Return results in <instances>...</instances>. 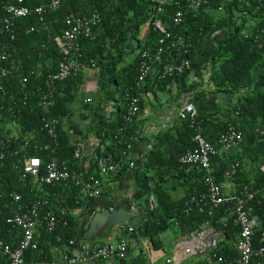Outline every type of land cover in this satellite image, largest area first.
Here are the masks:
<instances>
[{
	"label": "trees",
	"instance_id": "trees-1",
	"mask_svg": "<svg viewBox=\"0 0 264 264\" xmlns=\"http://www.w3.org/2000/svg\"><path fill=\"white\" fill-rule=\"evenodd\" d=\"M10 1L12 0H0V15L3 13L2 6ZM44 1L47 0H23V4L33 6ZM92 9L99 12L101 20L93 29L94 39H79L80 60L83 63H87L88 59L95 61L100 101L115 100V96H118L120 102V105L114 106L111 118H106L100 107H96L92 114L88 133L101 143H106L105 149L95 146L92 154L111 152L117 155L127 142L132 143L134 139L143 140L133 128L134 120L126 125L122 132H117V127L122 123L124 106L121 104L124 105L126 92L139 96L141 109L140 93L146 90L148 82L162 90L173 81L185 85L184 80L189 77L201 78L202 72L207 70L211 89L193 93V97L189 99L195 108V122L201 134L206 140L214 143L228 122L241 132V141L237 148L211 156V173L216 181L220 182L221 173L227 163L231 160L238 161L232 185L237 190L243 184H250L257 190L250 202L251 217L256 223L252 230V246L257 247L263 243L264 172L259 166L264 161V136H260L258 131L264 129V44L258 47L253 36L264 27V0H206V3L196 9L186 7L183 0L162 2L160 10L153 18H157L166 30L189 37L192 44L189 50L191 65L178 76L157 79L156 67L159 61L167 58L166 51H163L158 58L160 60H155L151 74L145 78L140 89L135 86L138 53L145 49L152 54L161 35L159 31L149 28L142 41L137 38L139 26L146 19H153V10L147 0H61L58 8L43 14L42 21H39L35 14L17 18L14 21L15 39L12 42L11 55L21 60L26 81L21 83L18 79L8 78L5 91L27 93L25 105L20 106V103H17L20 107L18 119L22 129L39 133L38 125L43 112L36 103V93L43 87L46 73L55 69L59 58L52 37L64 28L63 17L69 13L86 15ZM177 9L183 11V16L178 25H173L171 16ZM30 27L31 31L28 30ZM124 54H133L127 63L124 62ZM119 62L124 64L118 66ZM34 68L40 72L38 75L31 72ZM81 80V71H78L75 76L56 83L54 106L48 111V115L66 121L70 112L68 104L73 101L74 92ZM198 85V81L192 80L188 89L192 90ZM209 96H220L221 102L230 99V103L227 107L219 108L217 103L211 100L210 109L202 105L197 106L196 102L202 103L205 97ZM42 135L40 134L45 140ZM191 135L192 127L189 122L186 119H178L174 127L155 135L154 142L146 150L144 158L136 161L133 169L124 170L128 176H132V201L141 200L137 204L139 214L134 217L128 236L135 241L140 237H147L156 247L158 242L155 237L173 225L183 234L194 233L201 229L202 225H213L221 231L216 252L232 257V247L239 234V228L232 225L228 213L225 212L228 204L224 203L215 208L212 215L195 210L188 214L183 212V201L204 189V172L197 168L186 172L177 162L182 152L193 147ZM57 142L55 154L57 157L66 158L70 168H73L74 163L70 157L72 147L60 124ZM232 151L236 152L231 158H225ZM40 154H43L42 158L45 159V153ZM244 160L249 162L252 170L249 176L240 172ZM85 169L86 172H91L92 165ZM147 171L150 175L146 174ZM1 183V187L6 190L16 189L24 197L26 194L28 198L34 197L32 193H27V188L14 183L10 176ZM177 186H184V195L179 199H172L169 193ZM43 187L61 193L62 205L66 207L82 205V201L77 205L72 202L71 196L75 189H65L61 184H44ZM149 195L154 198L151 207L148 204ZM216 221L224 222L225 225L218 224L220 222L215 224ZM78 222L79 217L71 215L68 216L67 225L58 226L51 233L40 230L36 239L37 249L25 252L24 264L50 263L54 259L52 253H55L56 248L59 252L68 239L82 235ZM7 234L8 226L0 215V237L5 239ZM56 236L59 241H56ZM256 261H263L264 264V255Z\"/></svg>",
	"mask_w": 264,
	"mask_h": 264
},
{
	"label": "built area",
	"instance_id": "built-area-1",
	"mask_svg": "<svg viewBox=\"0 0 264 264\" xmlns=\"http://www.w3.org/2000/svg\"><path fill=\"white\" fill-rule=\"evenodd\" d=\"M152 7V18L160 10V5L165 0H147ZM185 6L196 9L206 0H183ZM61 4V0H47L42 3L27 6L23 0H12L2 6L0 15V215L8 226L6 238L0 237V264H24L25 252L37 249V236L40 230L51 233L58 226L68 223V216H78L79 226L87 223L93 213L102 209L92 205V201L103 192V184L107 176L114 175L127 169H133L136 161L144 158V153L132 154V145L127 142L116 155L111 152L93 155L88 149L83 136L73 138V131L66 126L65 121L48 115L54 106V91L57 82L75 76L78 71L86 74L91 80L85 85L87 90L95 86L97 67L93 59L87 63L80 60V38L94 39L93 29L100 22L99 12L90 10L86 15L69 13L62 19L64 28L59 34L52 37V41L59 52L55 69L48 72L44 78V85L36 93V103L42 113L38 130H25L21 128L18 114L20 107L17 103L25 105L27 93H6V80L18 79L21 83L26 81L23 75V65L20 59L11 55L12 42L14 41V21L17 18L35 14L39 21L43 14L54 11ZM216 13V12H214ZM183 16V11L175 10L171 16V23L178 25ZM152 28L161 33L157 39L158 46L152 54L147 50H140L136 61L135 86L140 89L145 78L151 74L155 60L166 51L167 58L159 61L156 67L157 79L178 76L187 71L191 65L189 37L172 33L157 19H146L138 28L137 38L143 40L147 30ZM28 30H32L30 27ZM258 47L264 44V27L260 28L253 36ZM32 73H40L37 68ZM88 78V79H89ZM93 79V80H92ZM84 102H91L88 96ZM122 123L117 127V132H122L125 126L131 123L138 115L139 96L126 92L123 101ZM177 118L186 119L192 127L191 141L193 147L182 152L177 162L187 172L190 169H200L204 172V189L183 201V212L188 214L195 210L198 213L212 215L215 208L221 204H228L226 209L232 225L239 228V234L233 243L234 255L222 256L216 252L220 229L210 225L177 241L176 247L163 264H183L186 259L200 257L203 262L197 264H256V260L264 255V242L257 247L252 246V230L255 226L251 217V200L256 189L250 184H243L237 190L232 187V181L237 171L238 161L231 160L221 173V181L217 182L210 169V158L214 154L226 153L237 148L241 141V132L232 123L228 122L214 143L206 140L195 122V108L190 101H186L177 111ZM69 138L72 147L70 157L74 167L70 168L66 158L57 157L58 126ZM196 124V125H195ZM43 134V140L40 136ZM258 134L264 136V129ZM40 136V138L38 137ZM44 152L45 159L42 158ZM39 153V154H37ZM92 165V171L86 172V167ZM259 169L264 172V161ZM7 176L30 192L34 197H24L16 189L6 190L1 187ZM228 183L226 186L222 183ZM55 186L61 184L65 189H75L71 196L72 202L77 207L62 205L61 193L44 189L43 185ZM225 187L228 192H223ZM127 212L133 217L138 213L136 204L132 202V193L129 195ZM154 198L148 196V204L153 205ZM134 207L136 209H134ZM104 208V207H103ZM108 208L114 210L112 206ZM223 221V220H221ZM217 221L222 226L224 222ZM110 239L105 242L90 241L77 246L75 250H60L49 264H112L113 261L125 259L129 232L132 227L125 224H116L108 229ZM115 233V234H114ZM107 235V233H106ZM118 235V236H117ZM56 241L59 237L56 236ZM138 242L145 245L141 238ZM144 242V243H143ZM74 239L66 241L64 247H74ZM154 263V258H150ZM195 264V263H194Z\"/></svg>",
	"mask_w": 264,
	"mask_h": 264
},
{
	"label": "crops",
	"instance_id": "crops-1",
	"mask_svg": "<svg viewBox=\"0 0 264 264\" xmlns=\"http://www.w3.org/2000/svg\"><path fill=\"white\" fill-rule=\"evenodd\" d=\"M126 55L128 57L129 54ZM126 55L123 58L125 63L130 61V59L127 58ZM124 62H119L118 66H122ZM81 75L82 80L79 86L76 88V91L74 92L75 97L73 101L69 102L68 104L70 112L65 121L66 126L71 128V130L73 131V138H78L80 134L81 136H85V141L90 151H92L95 146H98L100 149H105V142L101 143L97 138H95V136L88 133V128L91 125L90 121H92L91 116L96 111V107H100L104 116L106 118H111L112 113L115 110L114 106L120 105V102L118 101V96H115V100L108 99L105 102L102 100L100 101L97 78H95L94 76L95 86L92 89L87 90L85 89V83L91 79L84 73H81ZM192 80L193 82L198 81L199 85L190 90L188 89V84L191 83ZM184 83L185 85L181 83L177 84L173 81L165 85L162 90H158L155 84L148 82V87L146 88V90L140 93L142 105L138 115L134 119L133 124V128L136 132H138V136L143 138V140H133V142L131 143L132 154L142 153V151L146 149V145H151L154 142V137L156 134H158V132L174 127L178 123V109L183 105L184 102L187 101V99L189 101V99L193 97V93H197L199 91H208L209 89H211L210 82L209 80H207V70L202 72L201 78L199 77L197 79H192V77H189L188 79L184 80ZM88 96L91 98V102H84V99ZM234 97L236 98L237 95H235ZM234 97L231 98V102ZM205 98L206 99H204L202 103L196 102V104L198 103L197 106L202 105L203 107L210 109L212 105L211 100H213V102H216L219 108L227 107V105L230 103V99L221 102L220 96H209ZM121 106L123 105L121 104ZM78 120H80V123H78ZM235 152L236 151L229 152L225 156V158H231V155H233ZM244 161L241 163L240 172L242 173V175L245 174L246 176H249L252 170L250 168L249 162L247 160ZM127 170L128 169L126 168L125 171ZM125 171L119 173L113 179H111V176H107L105 178V184H103V192L92 201V205H97L102 208L112 206L114 209L128 206L129 195H131V193L133 192L134 185L132 176H128ZM146 174L150 175L148 171L146 172ZM222 184L226 186L228 183L223 182ZM231 188H233V185ZM183 190L184 186H177L169 194L172 199H179L184 195ZM223 192L227 193L228 190L223 187ZM133 203H136L135 206L138 208L137 204L139 202L134 201ZM138 214L139 212H136V215ZM209 227L211 226L209 225ZM168 229L172 231V234H167L164 236V238L160 237L161 234H164L163 231L155 237L158 242V245L156 247L152 245L150 239L147 237H140L144 242H146L145 245L129 238L125 259L120 261H113L112 264H163L164 259L169 257L172 250H174V248L176 247L177 241L184 236L190 235L189 233H180L176 225H173ZM107 240L108 239H95L92 241L103 242ZM74 242V247H63L62 250H75L77 249V246L86 242H90V240L88 241L81 236H78L74 239ZM54 252L55 253H52V258H55V256L58 254V248H56ZM150 258H154V263L150 262ZM201 262H203V260L200 257H191L189 259H186L183 264H197ZM39 264L47 263L40 262ZM256 264H263V261H256Z\"/></svg>",
	"mask_w": 264,
	"mask_h": 264
},
{
	"label": "water",
	"instance_id": "water-1",
	"mask_svg": "<svg viewBox=\"0 0 264 264\" xmlns=\"http://www.w3.org/2000/svg\"><path fill=\"white\" fill-rule=\"evenodd\" d=\"M133 220L134 217L127 212L125 207L114 210L104 207L95 211L87 223H81L79 229L82 231V238L88 241L100 240L105 237L106 230L111 226L125 224L132 227Z\"/></svg>",
	"mask_w": 264,
	"mask_h": 264
},
{
	"label": "rangeland",
	"instance_id": "rangeland-1",
	"mask_svg": "<svg viewBox=\"0 0 264 264\" xmlns=\"http://www.w3.org/2000/svg\"><path fill=\"white\" fill-rule=\"evenodd\" d=\"M135 52H136V50L134 51V53H135ZM125 55H126V54L123 55V58L125 57ZM132 55H133V54L128 55V57H127V55H126V57L130 59ZM78 123H80V120H78ZM133 202H134V201H133ZM136 202H141V200L137 199ZM108 231H109V230L107 229V231H106L107 235H105V237H103L102 239H109V238L111 237V235H110L111 231H110V232H108ZM167 234H169V235L172 234V231H170V229H167L166 232L164 231V234H161V235H160V237H163V238H164V236L167 235ZM103 242H105V241H103ZM169 245H170V244H169Z\"/></svg>",
	"mask_w": 264,
	"mask_h": 264
}]
</instances>
